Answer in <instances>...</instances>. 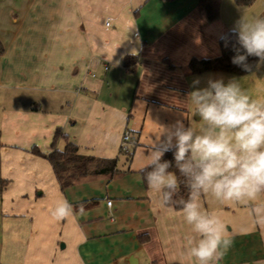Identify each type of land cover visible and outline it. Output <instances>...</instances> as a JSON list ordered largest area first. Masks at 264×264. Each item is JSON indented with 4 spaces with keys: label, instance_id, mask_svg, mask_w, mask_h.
<instances>
[{
    "label": "crops",
    "instance_id": "0c3cea01",
    "mask_svg": "<svg viewBox=\"0 0 264 264\" xmlns=\"http://www.w3.org/2000/svg\"><path fill=\"white\" fill-rule=\"evenodd\" d=\"M226 32L200 0H0V264H193L182 210L158 204L143 164L132 168L120 149L136 100L149 102L140 88L151 64L163 58L183 85L178 103H151L185 112L190 60L219 56ZM211 37L215 56H198ZM127 55L139 59L134 72ZM68 142L82 155L119 157L121 173L62 188L32 149L48 155ZM61 199L74 214L57 220ZM229 236L221 264H264L263 226Z\"/></svg>",
    "mask_w": 264,
    "mask_h": 264
},
{
    "label": "clouds",
    "instance_id": "9594fccd",
    "mask_svg": "<svg viewBox=\"0 0 264 264\" xmlns=\"http://www.w3.org/2000/svg\"><path fill=\"white\" fill-rule=\"evenodd\" d=\"M233 32L243 52L236 49L232 63L254 74L253 69L264 67V15L251 19L243 15ZM249 57L257 58L255 64L249 63ZM240 81L209 78L201 87V80L194 79L187 99L194 106L198 126L191 122L186 126L183 120L160 126L139 169L161 206L174 204L181 186L177 172L184 178L189 196L180 203L193 233L187 237V255L193 264H219L232 245L220 215L201 210L202 195H211L221 204L248 205L254 223L264 226V100L251 97ZM167 152L173 154L176 172L170 171L173 162L163 159ZM79 211H84L82 204ZM73 214L66 199L51 212L57 220Z\"/></svg>",
    "mask_w": 264,
    "mask_h": 264
},
{
    "label": "rangeland",
    "instance_id": "374dc122",
    "mask_svg": "<svg viewBox=\"0 0 264 264\" xmlns=\"http://www.w3.org/2000/svg\"><path fill=\"white\" fill-rule=\"evenodd\" d=\"M220 10V16L226 25L227 31H233L235 22L243 15L248 19L254 16L264 15V0H255L249 6H240L237 4L236 0H221ZM213 39L212 37L209 39L210 41L206 45L207 48H196L198 56H215V43H213ZM180 59L184 60L183 57ZM180 62L181 61H179V65L184 66L183 63ZM171 70L175 73L173 66L166 63L163 58H159L155 63L151 64L150 74L141 84L140 92L149 99V102H145L141 99L136 100L131 112V117L129 118L127 131L131 134V137L134 138V141L130 142L128 145L130 150H132L133 144L136 141L139 143L133 156L132 168H138L144 164V153L147 146L153 142L154 137L161 131L160 126L171 125L177 120H183L186 126H188L189 122H191L193 126H198L193 117L194 106H192L189 101H187L185 112L181 110L175 111L169 107L156 106V104L151 103V101H158L174 104L179 102L178 99L183 98L182 95L174 92V90L181 91L183 85L176 80L178 76L173 74ZM253 72L254 74H247L244 76L217 70H212V72L201 75L192 74L186 79L184 87L191 92L193 90L191 87L192 82L196 78L201 80L200 86L203 87L209 78L223 77L225 83H227L229 78L235 77L241 79L240 82L242 87L251 97L264 100V67H261L258 71L254 70ZM120 159L125 160V157L121 155ZM200 198L202 199L203 205H207L208 212L214 211L220 215L228 236L229 234H236L238 231L245 230V232H248L251 228H256L250 206L236 202H225L221 204L211 195H202ZM262 200H264V198H262ZM259 202H261V200L257 201V203ZM219 264H221V261H219Z\"/></svg>",
    "mask_w": 264,
    "mask_h": 264
},
{
    "label": "trees",
    "instance_id": "16d2710c",
    "mask_svg": "<svg viewBox=\"0 0 264 264\" xmlns=\"http://www.w3.org/2000/svg\"><path fill=\"white\" fill-rule=\"evenodd\" d=\"M254 1L255 0H236L237 4L240 6H249ZM200 7L205 12L206 19L209 23L215 22L220 18L221 0H200ZM219 47L220 55L217 57L200 59L192 58L188 64L191 74L200 75L212 70H220L238 76L250 74L245 72L241 67L232 63V58L236 55L235 50L240 49L241 52H243V49L238 43L237 35L233 31H228L221 37L219 40ZM256 59L257 58L255 57H249L248 61L251 64H255ZM138 60L137 56L127 55L124 60L125 69L129 72H134ZM254 70L255 69H253V71ZM59 136H61L60 130L56 132L54 139L55 142ZM53 146H55L54 143ZM137 146L138 141L133 144L132 150H130L129 146H122L120 154L126 156L128 160H131ZM32 152L40 156H45L50 161L62 188L72 186L76 182L85 178H91L99 175L115 177L121 173L119 170V157L113 159H103L94 156L82 155L79 152L78 146L70 142L67 143L63 151L55 149L48 155L43 154L37 147L32 149ZM163 159L172 161L173 168L170 169V171L176 172L172 152H167ZM177 175L181 184L180 191L174 197V204L167 207L180 211L182 210L180 202L188 198L189 191L185 186L184 178L179 176L178 172ZM143 183L147 187L144 179ZM81 204L84 208L90 206L87 202ZM81 204H78L77 207L80 208Z\"/></svg>",
    "mask_w": 264,
    "mask_h": 264
},
{
    "label": "built area",
    "instance_id": "2783aa9c",
    "mask_svg": "<svg viewBox=\"0 0 264 264\" xmlns=\"http://www.w3.org/2000/svg\"><path fill=\"white\" fill-rule=\"evenodd\" d=\"M107 25H109V24H107ZM132 141H134V138H132L131 134L128 131H126L124 133V136H123V146H125V147L128 146L130 144V142H132ZM108 205L111 206L112 205V201H109Z\"/></svg>",
    "mask_w": 264,
    "mask_h": 264
}]
</instances>
